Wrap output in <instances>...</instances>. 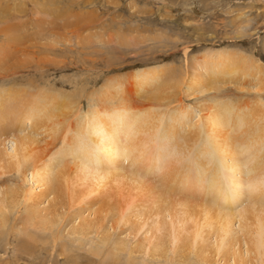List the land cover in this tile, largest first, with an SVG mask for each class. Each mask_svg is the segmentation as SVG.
I'll use <instances>...</instances> for the list:
<instances>
[{
    "label": "rangeland",
    "instance_id": "1",
    "mask_svg": "<svg viewBox=\"0 0 264 264\" xmlns=\"http://www.w3.org/2000/svg\"><path fill=\"white\" fill-rule=\"evenodd\" d=\"M218 57L216 64L231 66L211 65ZM142 73L153 78L151 86H138ZM119 101L132 111L155 108L164 118L148 145L152 163L137 167L140 191L116 195L104 188L75 202L68 201L67 191L57 198L35 180L34 164L52 174L58 164L74 170L76 125L90 110L101 112ZM208 116L219 118L215 130L228 123L231 132L218 134L216 142L221 147L238 139L230 158L243 164L245 175L250 160L264 161V0H0V151L11 153L15 139L26 136L36 141L37 153L25 174L0 169V201L8 188L19 194L12 208L0 202L6 219L0 226V264H207L183 249L173 252L171 243L155 253L145 250L149 234L143 222L151 224L144 215L157 207L162 192L173 200L222 207L206 190L214 173H225L211 148ZM176 131L191 141L174 154L181 140ZM172 160L173 184L161 178ZM185 176L204 182V190L187 195L176 181ZM260 179L264 188V174ZM26 197L30 200L23 201ZM31 206L52 226L31 224ZM234 225L236 230L237 220Z\"/></svg>",
    "mask_w": 264,
    "mask_h": 264
},
{
    "label": "bare ground",
    "instance_id": "2",
    "mask_svg": "<svg viewBox=\"0 0 264 264\" xmlns=\"http://www.w3.org/2000/svg\"><path fill=\"white\" fill-rule=\"evenodd\" d=\"M218 59L220 58L211 59V65L216 67L221 65V67L225 68L224 70L227 69L223 64L231 66L229 62L216 64ZM138 75L137 77H140L139 80L141 81L138 86L148 87L152 85L148 83L153 78H148L147 74L144 73ZM158 75L155 74L152 77H158ZM159 87L156 88L158 89ZM115 88H117V83ZM116 91L121 93L119 89ZM154 109L146 108L140 111H132L119 101L110 108L106 107L101 112L96 109L90 110L91 112L84 116V120L76 125L75 132L72 135V160L79 162L74 170L68 172L69 170L66 171V166L58 164L57 168L59 167L60 169L55 174H52L49 173L50 171H46L45 167H36L34 164L35 166H32V174L36 176L37 179L35 180L49 186L51 193L56 195L57 198L63 197L67 191L69 194L68 201L70 199L75 201L78 198L87 200L84 196L88 198L90 194L96 191L102 193L110 187L113 189L111 194L116 195L124 190H127L130 194L134 190L140 191L144 185L141 182L143 180L137 175L140 169L137 167L138 165L142 167L140 164H143V162L152 163V161H149L152 156L148 153V145L153 143L159 133L160 123L164 122V118L158 116ZM218 119L217 116H208V121L204 123L205 126L208 124L209 135L213 141L211 148L217 150L218 163L221 169L223 167L225 173H214V176H211L213 180L206 182V184H209L206 190L210 189L209 193H213L210 195L215 201L214 204H221L222 207L214 210V208H208L197 201L189 203L186 200H173L170 195H166L163 192L158 194L154 202L157 207L149 208L148 215H144L146 218H151V224H148L146 220L142 221L147 225L146 234H149L147 236L148 239L146 238L145 240L144 249L155 253L163 245L171 243L173 252L183 249L186 252L193 253L196 258L206 261L207 264L215 263V259L222 260L225 264H264V188L259 186L261 183H259V178L262 179L264 174V161L262 162V157V159H259L253 156L255 158L250 160L249 164L251 165V171L249 170L250 172L245 175L242 170L243 164L241 162L236 163L237 160L232 161L230 158V151L233 145L238 142V139L223 146L221 145V147L216 142V139L218 140L219 138L218 134L222 136V134H228L230 130L226 121L220 123V129L215 130L219 127L217 124ZM167 124L170 126L173 122ZM161 127L164 129V125ZM66 131L69 132V130ZM176 133V138L178 139L181 133L177 131ZM180 137V141H175L176 151L173 152L174 154L178 151H184L185 146L191 141L183 136ZM84 139H89L88 145L82 144ZM260 139H262L261 134L257 137V141ZM35 142L31 137L21 136L15 139L11 153L5 155L4 152L0 151V169L2 173H24L27 163L37 155L36 149L33 147ZM249 146L251 148L254 147L248 145V148ZM174 161L172 160V166L166 165V173L164 172L165 174L161 177L168 180L172 179V184L175 182V175H177L174 170ZM259 164H261L262 168L256 170V166ZM248 166L246 165V167ZM124 168H130L133 171L127 172ZM161 170H163V167ZM179 172L181 173L182 171ZM71 173L73 174L72 177H70ZM236 173L242 176H235ZM181 174L178 173V175ZM35 176H32V178ZM177 177L179 178V176ZM161 178L160 181L162 180ZM180 178V180L176 181L185 186L184 191L187 195L193 194L195 189L204 190V187H202L205 184L204 182L198 184L191 181L190 177ZM220 179L223 180L224 186ZM78 185H82L83 188L78 189ZM168 188L171 189L170 187ZM47 192H49L48 189ZM151 192L154 193V188L151 189ZM18 196L19 194L14 188L6 189L2 193L1 206L5 208L14 207ZM27 200H30V197L24 198L23 201ZM239 207L240 209L236 210ZM32 211L33 213L29 219L31 224H38L46 228L52 226V220H49L48 216L40 217L39 212L37 213L31 206ZM55 211L52 210V212ZM123 217V214H121L117 218V222H121L120 219ZM236 220L238 222L236 228H238L235 230L233 226H235L234 222ZM5 221V213L0 211V226L4 225ZM159 232H162V235H165L169 241L162 239L161 234L157 235ZM239 232L242 233V238ZM211 238L213 243L208 244ZM241 243L245 245L243 251L241 250ZM235 245H238V250H236L238 254L235 251L236 248L233 250ZM244 255L246 256L245 258H243ZM229 258L231 260L230 263Z\"/></svg>",
    "mask_w": 264,
    "mask_h": 264
}]
</instances>
